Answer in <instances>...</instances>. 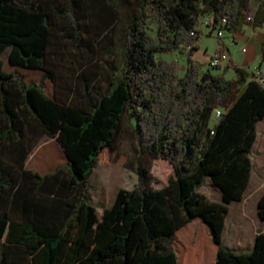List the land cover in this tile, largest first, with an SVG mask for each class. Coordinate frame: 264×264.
<instances>
[{"label": "trees", "instance_id": "obj_1", "mask_svg": "<svg viewBox=\"0 0 264 264\" xmlns=\"http://www.w3.org/2000/svg\"><path fill=\"white\" fill-rule=\"evenodd\" d=\"M110 1L137 4L124 47L101 49L102 59L123 51L122 67L106 62L105 87L94 83L95 75L80 74L74 101L59 90L49 95L45 81L61 87L50 62L55 30L79 51H94L79 17L87 0H0V264H183L176 234L197 220L210 228L215 264H264V232L250 252L224 245L231 205L244 199L251 182L264 86L235 63L224 42L216 53L229 54L222 74L201 73L195 60L203 17L225 22L232 33L263 28L264 0ZM110 16L107 27L115 20ZM182 46L188 68L179 77L178 66L157 55ZM231 69L234 79L226 77ZM19 71L41 80L28 83ZM126 115L136 121L141 153L168 162L173 173L157 188L147 167L129 165L138 187L121 189L100 217L91 178L104 151H116ZM44 137L58 141L68 163L43 176L27 160ZM208 179L222 193L220 202L202 192ZM259 214L264 221V195Z\"/></svg>", "mask_w": 264, "mask_h": 264}, {"label": "rangeland", "instance_id": "obj_2", "mask_svg": "<svg viewBox=\"0 0 264 264\" xmlns=\"http://www.w3.org/2000/svg\"><path fill=\"white\" fill-rule=\"evenodd\" d=\"M253 6L256 8L258 3L254 2ZM136 9V3L130 6H124L121 4L113 5L110 0H87L86 8L79 10V17L83 28L87 32L86 39L91 42L93 52L87 50L79 51L75 44L67 40L58 30H55L52 37V55L50 56V62L60 77L59 83L61 87H56L51 80H47L45 81L47 93L53 95L56 90H59L61 94H69L70 98L78 101V78L83 72L89 75H95V84L104 87L107 86L111 72L106 62H109L119 70L123 64V51H119L113 57L102 59L101 49L111 44H117L121 48L124 47L126 31L130 20L136 13ZM111 13L115 14V20L112 22L111 27H107V23L111 19ZM53 21L58 24L61 23L59 17H55ZM224 25L225 23L216 25L212 16L202 18L200 30L203 32V35L199 41L200 51L196 55V58L199 60L198 65L201 68V73L208 70H212L215 74L223 73L225 66H221L219 69H213L210 66L211 57L216 55L221 46V42L230 46L231 56H234L240 63L244 62V58H254L257 63L263 58V53H260V55L253 53V47L250 43L253 41L252 43L255 44L257 41L262 40L263 36L260 37V35H264V28L253 29L247 26L245 31L239 35L240 39L238 40L235 33L226 29ZM151 30L155 34L156 25L152 24ZM221 32L224 34L223 36L220 35ZM8 53L2 57L6 64L8 63ZM157 59L178 66V76L183 77L188 68V48L182 46L178 51L173 53L158 54ZM257 67H259V63L250 67V71L256 70ZM19 72L25 80H28V83L41 80L38 73ZM226 77L228 79H234L235 71L231 69ZM69 87L72 88V91L68 90ZM216 123L217 119L214 115L211 123L212 127ZM135 124V120H131L128 115L125 116L121 134L116 143V151H104L101 156V162L91 178V204L97 209L100 217L114 203L121 189L131 191L138 187L139 176L136 172L128 169L129 165L137 167L141 163L144 167H147L160 182L158 184H152V186L157 188L168 185L169 177L173 173V168L168 162L153 160L150 156L141 153L139 141L134 132ZM47 141L49 143L47 148L52 149L56 145V141L53 139H48ZM43 161H46V159L43 158L41 160L37 157L32 164L36 165L38 162L43 164ZM58 163L62 167L67 166V161L64 157L58 158ZM202 191L213 201L220 202V195L212 186L211 179H208ZM238 214V207H234L229 217V228L226 235L227 244L234 243L230 227ZM235 244L237 247L239 246L236 241ZM251 244L245 241L240 246L244 247L246 252H249L251 250ZM175 246L181 251V257L183 256V259L189 258L190 254L200 249L204 254L201 253V258L204 260L203 264H209V252L211 248L216 249V246L211 241L209 226L200 220L193 222L190 226L179 232Z\"/></svg>", "mask_w": 264, "mask_h": 264}, {"label": "crops", "instance_id": "obj_3", "mask_svg": "<svg viewBox=\"0 0 264 264\" xmlns=\"http://www.w3.org/2000/svg\"><path fill=\"white\" fill-rule=\"evenodd\" d=\"M247 26H249V25H246L244 27L243 31L235 33L238 40L240 39L239 35L245 31ZM249 27H252V26H249ZM256 29H262V28H256ZM261 36H263L262 40L257 41V43H255V44L252 43L253 41H251V43H250V45L253 47V49H252L253 53L257 54V55H260V53H263L264 35H260V37ZM254 38H256V37H254ZM228 47L230 49V46H228ZM246 47H248V46H246ZM198 52H197V54H198ZM242 52H243V49H242ZM233 58L235 60V63L239 67L249 71L250 73L255 72V70L250 71V67H253V66H255V64L257 65L259 63V67H257V68H260L261 63H262V60H260V62L257 63V61H255L254 58H250V59L244 58V62L240 63L234 56H233ZM195 60L197 63H199V60L196 58V56H195ZM235 78H236V75H235ZM48 139H53V138L44 137L40 141V143L36 147V149L31 153V155L29 156V158L27 160V168L29 170L36 172V173H39L43 176L47 175V174L54 173L60 167H62L58 163V158L64 157L67 161V157H66V154L64 152V149L62 148V146L58 143V141L56 139H53L56 141V145H54L52 149H50L49 147L47 148V146L49 144L47 141ZM54 153L57 156L56 155L54 156ZM37 157H38V159H41V160H43V158H45L46 161H43L44 162L43 164L38 162V164L33 165L32 162H34ZM251 157H252V161L254 164V169H253L249 188H248L247 193H246V195L242 201L234 202L231 205V210H230V214H229V217H230V215L232 214L233 208L238 207L239 214L234 218L233 223L230 227V232H231L232 238L234 239V243L233 244L232 243L227 244V242H226L227 230L229 228V224H228L229 223V217H228L227 222H226V229H225V234H224V245L226 247L234 249L238 252L245 251L244 247L240 246L245 241L249 244L252 243L251 244V250H250V251H252L254 249L257 236L260 233L264 232V221L260 218V214H259V203H260L262 196L264 195V120H262L258 124V138H257L256 144L254 146ZM207 182H208V180H207ZM207 182H206V184H207ZM211 184H212V182H211ZM212 186H213V184H212ZM214 189L219 193L220 201H221L222 200V193L218 189H216L215 187H214ZM110 207H108V208H110ZM191 224H189L188 226H190ZM188 226H186V227H188ZM185 228H183L182 230H184ZM182 230H180L179 232H181ZM179 232L176 234V239H177ZM211 241H212V237H211ZM235 241L238 242V244H239L238 247L235 244ZM179 252L181 253V251H179ZM201 253L203 254V252H201L200 249L199 250L197 249V251L195 253H192L194 258L189 257V258L183 259L184 260L183 264H203L204 260H202V258H201ZM206 253H207V251H206ZM209 253H210L209 264H215L216 263V257H217V249L211 248V251Z\"/></svg>", "mask_w": 264, "mask_h": 264}, {"label": "built area", "instance_id": "obj_4", "mask_svg": "<svg viewBox=\"0 0 264 264\" xmlns=\"http://www.w3.org/2000/svg\"><path fill=\"white\" fill-rule=\"evenodd\" d=\"M220 35L223 36L224 34L221 32ZM228 62H229V54L226 53L224 55H215L211 57L210 65L214 68H217L228 65ZM254 76L255 79L264 86V66L257 68L254 72ZM221 115H222V111L221 110L217 111L216 119H218Z\"/></svg>", "mask_w": 264, "mask_h": 264}]
</instances>
